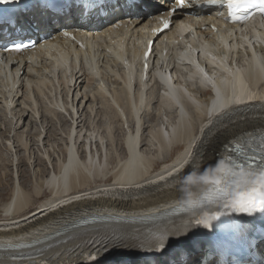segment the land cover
I'll list each match as a JSON object with an SVG mask.
<instances>
[{
  "label": "bare ground",
  "instance_id": "1",
  "mask_svg": "<svg viewBox=\"0 0 264 264\" xmlns=\"http://www.w3.org/2000/svg\"><path fill=\"white\" fill-rule=\"evenodd\" d=\"M130 17H120L125 27L115 31L108 27L88 33L85 50L74 49L58 35L46 44L57 47L50 54L41 47L31 63L0 66V120L13 115L8 132L16 130L10 144L18 147L19 164L16 183L8 181L10 170L0 175V264L45 259L50 264H83L93 253L101 258L103 252L94 245L105 232L121 245L110 253L113 258H136L139 238H144L142 245L154 247L165 233L186 232L184 222L154 220L201 197L226 169L228 158L236 162L229 148L264 134V76L237 33L238 43L233 44L232 34L218 38L211 30V24L222 29L216 13L194 17L178 12L174 28L159 38L162 43L167 37L169 48L156 61L162 62L161 73L150 72L145 84L135 74L134 85L124 77L116 54H130L126 65L138 69L144 29L155 20ZM187 29H194L218 59L206 66L208 76L194 66L196 39L184 36ZM257 51L264 61V47ZM224 61L230 69L221 72ZM220 80L227 83L228 97L212 101L214 92L207 86ZM28 116L27 127H44L46 137L59 133L62 142L50 145L45 140L33 149L42 132L20 133ZM33 120L41 125H32ZM99 139L104 145L95 148ZM23 149L30 158L37 150L33 174L25 166ZM2 160L0 156V165ZM107 219L115 229L82 226ZM153 224H158L156 233L149 229ZM165 225L171 229L164 230ZM35 243L50 246L23 254L7 250Z\"/></svg>",
  "mask_w": 264,
  "mask_h": 264
},
{
  "label": "snow or ice",
  "instance_id": "2",
  "mask_svg": "<svg viewBox=\"0 0 264 264\" xmlns=\"http://www.w3.org/2000/svg\"><path fill=\"white\" fill-rule=\"evenodd\" d=\"M10 0H0V3H8ZM214 2V0H213ZM244 3L248 8L257 9L264 14V0H229L231 7H236ZM129 6H139L136 0H128ZM184 0H178L177 7H182ZM174 12L175 9H172ZM232 18V17H230ZM233 22H237L233 18ZM167 23L165 27H167ZM29 45L13 43L10 50L20 51ZM34 46V45H33ZM237 150V148H234ZM244 158L248 163V170L245 171L244 164H233V168L223 169V179L214 180L215 187L206 197L208 201L219 200L221 207L225 211L215 214L205 213L203 218H196L191 221L196 227L213 228L212 221H221L222 217L232 213L254 215L257 212L264 213V141L251 156L244 153ZM223 163V161H221ZM183 207V206H181ZM231 210L230 212L227 210ZM199 241L194 238L193 232L178 231L171 234L165 233L152 248L139 249L140 252L154 256L158 264H212L206 261L208 255L204 252L201 258L196 261L192 255L198 250ZM114 249H121V245L115 244L112 248L104 245L99 251L109 254ZM187 255V260L180 257Z\"/></svg>",
  "mask_w": 264,
  "mask_h": 264
},
{
  "label": "rangeland",
  "instance_id": "3",
  "mask_svg": "<svg viewBox=\"0 0 264 264\" xmlns=\"http://www.w3.org/2000/svg\"><path fill=\"white\" fill-rule=\"evenodd\" d=\"M86 88H88V87H86ZM0 89H1V87H0ZM84 90V87L81 89V91H83ZM1 94V93H0ZM74 96H75V93H74ZM80 102H78V106H80ZM0 115H2V113H0ZM68 118V117H67ZM29 119H30V116H28L26 119H25V124H24V126L22 127V129L21 128H19V131H20V133L21 132H24L25 134L26 133H28L29 131H31L32 133H38L40 130H41V132H42V134H41V136L40 137H36V139L35 140H39V141H37L38 142V144H37V142L33 145V149H39V147H41L43 144H44V141L46 140H48L47 142L48 143H50V145H52L53 143L54 144H60L61 142H62V140L60 139L61 138V136L59 135L58 136V134L57 135H53L52 137H51V132L49 133V136L48 137H46V129L43 127V128H38L37 130H36V128H35V126L33 127V126H30V127H27V123H28V121H29ZM69 119V118H68ZM34 122L32 123V125H37V127H39L40 125H41V123H38L37 124V122L35 121V120H33ZM9 127H10V118H6L5 116H4V118L2 119L1 118V120H0V156H2V158H3V160H2V162L3 163H1V165L3 166V168L1 167V165H0V170H3V171H0V175L2 174V173H4L5 172V169H6V171L7 170H10L9 172H8V175H9V173L11 174V175H9L8 176V181L10 182V180H9V178H11V179H13V181H11V184H12V182H14V183H16L17 182V178H16V175H17V173H18V168H17V166L19 165L18 164V159L17 160H15V157L17 156L18 157V155L15 153L16 152V149H18V147L17 148H15V147H12L11 146V140H14V136L16 135V130L15 129H12L11 130V132H8V129H9ZM60 127V126H59ZM58 127V128H59ZM126 128V126H124V129ZM52 130V128H49L48 130L49 131H51ZM58 131V130H57ZM5 132V133H4ZM45 134V135H44ZM42 137V138H41ZM47 139H46V138ZM50 137V138H49ZM56 137H58L57 139H55ZM55 140H54V139ZM30 140V139H29ZM49 140L51 141V142H49ZM54 142H53V141ZM45 141V142H46ZM100 141H101V139H99L98 140V142H96V144L97 143H99V144H97L96 146H95V148L97 147V148H100V147H102V145H104L103 143H100ZM55 142H57V143H55ZM32 144H33V142H31ZM43 143V144H42ZM12 147V148H10V147ZM39 146V147H38ZM37 147V148H36ZM104 148H106L105 146H104ZM37 150H34L33 151V154H31V158H30V153L29 152H25L24 151V149L23 150H21V155L23 156V157H25V158H27V160L29 161H27V163H26V165L25 166H27V169H30V173L31 174H33V167H31L32 166V163L34 162V157L37 155V153H35ZM43 150V149H42ZM40 151V150H39ZM39 153V155L40 154H42L41 153V151L40 152H38ZM175 155H173L174 157L176 156V153H174ZM28 157H29V159H28ZM44 157H45V155H44ZM11 162H10V161ZM13 160V161H12ZM8 164V165H7ZM7 166V167H6ZM9 166V167H8ZM25 166H23L22 168H24ZM46 167H47V169H48V171H49V169L51 170L52 169V165L50 164V163H48V164H46ZM49 167V168H48ZM2 172V173H1ZM19 174V173H18ZM11 176V177H10ZM45 191L47 192V194H49V195H51L50 194V191L49 190H47V189H45ZM8 195V190H6V193H5V196H7ZM10 195V194H9ZM43 200V201H42ZM41 201H42V203L46 200V199H42ZM40 202V201H39ZM37 203V205H35V206H40L42 203L40 202V203ZM1 204V203H0ZM2 205H0V214H4V212L2 211Z\"/></svg>",
  "mask_w": 264,
  "mask_h": 264
}]
</instances>
